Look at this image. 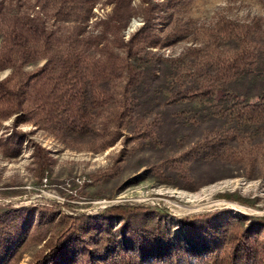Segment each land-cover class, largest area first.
<instances>
[{
    "label": "trees",
    "instance_id": "16d2710c",
    "mask_svg": "<svg viewBox=\"0 0 264 264\" xmlns=\"http://www.w3.org/2000/svg\"><path fill=\"white\" fill-rule=\"evenodd\" d=\"M186 1L0 0V71L10 70L0 79V128L7 120L13 127L0 136L4 155L20 153L27 132L16 127L23 124L70 147L89 144L104 150L120 139L158 135L160 114L148 117L147 98L163 107L196 101L205 103L197 112L220 125L164 159L161 172L191 181L189 165L206 162L236 165L250 177L259 170L264 176V24L259 18L219 17L196 27L202 40L179 55L158 54L155 49L193 33V21L173 13ZM99 4L108 10L94 20L97 32L87 34ZM136 16L141 24L126 36ZM32 153L44 171L48 152L33 143ZM63 205L68 204L32 206L39 221L54 223V231L27 264H264V218L215 231L199 224L213 215L206 213L162 232L131 225L138 208L112 205L102 220L117 221L119 236L98 229L92 238L90 216L60 212ZM195 222L184 231V225ZM7 227L0 214V249ZM131 241L141 246L135 249Z\"/></svg>",
    "mask_w": 264,
    "mask_h": 264
},
{
    "label": "rangeland",
    "instance_id": "374dc122",
    "mask_svg": "<svg viewBox=\"0 0 264 264\" xmlns=\"http://www.w3.org/2000/svg\"><path fill=\"white\" fill-rule=\"evenodd\" d=\"M107 10L102 4L96 6L87 34L97 32L93 22ZM173 13L181 21L192 20L193 33L170 46L155 49L164 56H177L192 43L201 41L196 27L212 25L219 17L240 21L259 18L264 24V4L260 0H187ZM140 24V17H133L125 35ZM162 25L165 26H157ZM41 63L40 60L26 69L32 70ZM9 72L1 70L0 79ZM146 106L149 118L160 114L158 135L120 139L104 150H92L89 144L70 147L32 124L16 127L27 132L20 153L7 157L0 146V214L8 224L0 264H27L54 231L52 221L36 218L31 208L38 204L67 203L60 212L90 216L95 229L88 235L92 238L98 236V229H112L119 236L121 225L117 221L102 220L105 208L112 205L138 208L130 224L139 229L159 227L162 232H172L176 226H183V219L206 213L213 215L199 224L215 231L234 224L244 227L264 218V176L259 170L250 177L236 165L192 162L191 181L161 172L159 165L164 159L190 147L205 129L220 125L219 120L203 118L197 112L205 103L183 102L163 107L147 98ZM12 128L11 120L4 121L0 136ZM33 143L48 152L50 162L44 171L33 156ZM156 166L159 171L154 169ZM195 225L196 222L184 225V231ZM254 228L261 230L258 223ZM175 236L174 232L171 237ZM129 246L136 249L141 245L131 241Z\"/></svg>",
    "mask_w": 264,
    "mask_h": 264
}]
</instances>
